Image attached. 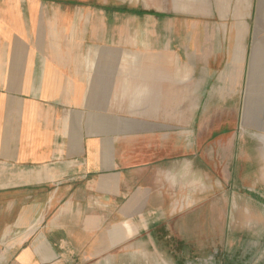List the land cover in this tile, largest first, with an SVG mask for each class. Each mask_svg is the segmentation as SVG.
I'll return each mask as SVG.
<instances>
[{
  "label": "crops",
  "instance_id": "crops-1",
  "mask_svg": "<svg viewBox=\"0 0 264 264\" xmlns=\"http://www.w3.org/2000/svg\"><path fill=\"white\" fill-rule=\"evenodd\" d=\"M179 2L0 0V264H138L167 255L143 240L185 238L186 220L170 221L186 174L171 123L184 124L186 84L199 97L201 78L170 60L153 24ZM228 51L204 70L231 89L247 48Z\"/></svg>",
  "mask_w": 264,
  "mask_h": 264
},
{
  "label": "rangeland",
  "instance_id": "rangeland-1",
  "mask_svg": "<svg viewBox=\"0 0 264 264\" xmlns=\"http://www.w3.org/2000/svg\"><path fill=\"white\" fill-rule=\"evenodd\" d=\"M196 3L182 0L178 11L160 13L153 22L160 29L154 39L170 60L183 63L187 75L194 65L201 78L199 97H191L186 84L184 124L171 123L170 142L183 154L186 174L184 204L170 221L186 220L178 231L185 238L143 240L139 250L158 248L167 255L139 257L138 264H264V49L255 107L245 104L253 47L264 45V0ZM147 22L138 20L137 26ZM239 24L244 30L238 34ZM232 44L246 47L247 55L244 81L230 89L215 84L204 67L225 65Z\"/></svg>",
  "mask_w": 264,
  "mask_h": 264
}]
</instances>
